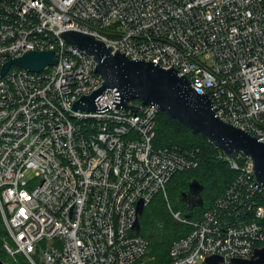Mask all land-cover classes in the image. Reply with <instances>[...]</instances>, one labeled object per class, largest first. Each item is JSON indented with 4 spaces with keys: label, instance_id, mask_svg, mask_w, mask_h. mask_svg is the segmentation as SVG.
<instances>
[{
    "label": "built area",
    "instance_id": "built-area-1",
    "mask_svg": "<svg viewBox=\"0 0 264 264\" xmlns=\"http://www.w3.org/2000/svg\"><path fill=\"white\" fill-rule=\"evenodd\" d=\"M94 36L136 58L175 68L208 94L216 116L264 142V0H0V213L18 264H152L134 226L140 201L197 153L154 145L159 109L115 107L104 92L85 112L73 104L103 86L96 62L63 32ZM55 53L42 72L3 66L30 51ZM224 155V154H223ZM225 159H227L224 156ZM235 177L198 220L168 210L190 227L173 242L169 264H206L210 255L249 259L264 246V188L251 158L227 159ZM33 171L36 183L24 181Z\"/></svg>",
    "mask_w": 264,
    "mask_h": 264
},
{
    "label": "water",
    "instance_id": "water-1",
    "mask_svg": "<svg viewBox=\"0 0 264 264\" xmlns=\"http://www.w3.org/2000/svg\"><path fill=\"white\" fill-rule=\"evenodd\" d=\"M62 37L78 50L94 58L96 74L103 80V86L89 96H82L73 104L76 111L105 112L111 110L108 104L100 108L97 101L104 92L111 90L115 94L114 106L125 111H136L134 103L143 106H156L176 119L195 135L202 136L228 159L236 153L251 158L257 181L264 188V142L258 141L242 128L225 123L216 116L214 104L208 94L197 92L188 77L182 76L175 68L164 69L158 63L136 58L130 59L120 50L97 40L94 36L76 31L63 32ZM57 63L55 53L49 51H30L18 58L10 59L2 69L5 75L12 66H18L30 72H42ZM205 186L198 180L189 182L188 189L179 193V199L187 204L186 220H192L194 209L204 206L202 193ZM145 210L142 201L138 203V218L134 229L140 233V217ZM206 264H223V258L210 255ZM0 264H7L0 259ZM232 264H264V246L255 249L249 259H233Z\"/></svg>",
    "mask_w": 264,
    "mask_h": 264
},
{
    "label": "trees",
    "instance_id": "trees-1",
    "mask_svg": "<svg viewBox=\"0 0 264 264\" xmlns=\"http://www.w3.org/2000/svg\"><path fill=\"white\" fill-rule=\"evenodd\" d=\"M134 103L140 104L139 101ZM154 145L158 148L177 146L183 151L197 153L198 167L176 173L167 185L166 191L168 202L173 209L186 214L188 206L179 199V193L188 189L189 182L198 180L205 186L202 193L204 206L194 209L193 220L202 218L234 180L235 171L230 167L228 160L208 139L195 135L191 129L161 111L156 118ZM168 202L163 193L157 194L140 217L141 231L137 234L148 241V254L150 253L155 260L153 264H169L173 242L183 238L190 231V227L174 221L168 210ZM8 241L10 242V238L0 213L1 260L4 251L2 245ZM19 261L20 264H24L22 256H19Z\"/></svg>",
    "mask_w": 264,
    "mask_h": 264
},
{
    "label": "rangeland",
    "instance_id": "rangeland-1",
    "mask_svg": "<svg viewBox=\"0 0 264 264\" xmlns=\"http://www.w3.org/2000/svg\"><path fill=\"white\" fill-rule=\"evenodd\" d=\"M35 179H36V177H35V173L33 171L30 170L29 172H27L25 174L24 181H26L30 185H34L36 183ZM2 254H3L2 261L6 262L7 264H18L13 258H11L9 255H7L5 253V251H2ZM148 259L151 260L152 264H153V261H155L154 258L150 256V253L148 254ZM24 264H27V263L24 262Z\"/></svg>",
    "mask_w": 264,
    "mask_h": 264
}]
</instances>
